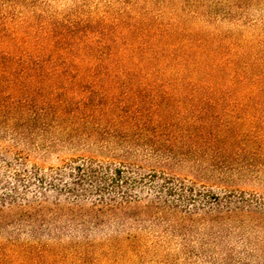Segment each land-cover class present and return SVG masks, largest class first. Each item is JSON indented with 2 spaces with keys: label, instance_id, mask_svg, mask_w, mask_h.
<instances>
[{
  "label": "rangeland",
  "instance_id": "obj_1",
  "mask_svg": "<svg viewBox=\"0 0 264 264\" xmlns=\"http://www.w3.org/2000/svg\"><path fill=\"white\" fill-rule=\"evenodd\" d=\"M261 67L264 0H0V264H264Z\"/></svg>",
  "mask_w": 264,
  "mask_h": 264
},
{
  "label": "trees",
  "instance_id": "obj_2",
  "mask_svg": "<svg viewBox=\"0 0 264 264\" xmlns=\"http://www.w3.org/2000/svg\"><path fill=\"white\" fill-rule=\"evenodd\" d=\"M257 76H259V77H257ZM252 79L254 80V85H255L254 88L262 89V91H264V80H263V83H259V79H264V67H261L260 71H259V75L258 74L255 75V77H252ZM259 102H260V104L264 103L263 100H260V101L258 100L257 104H259ZM73 170L78 174L77 176L81 180H83L82 179V173H83L82 171H84V170H89V172H91L92 175L94 176L93 168L91 166H87L86 164L75 165ZM113 171H114L113 175L118 176V175H120L121 167H116L115 169H113ZM64 187H66V185H64ZM58 190H61V188L59 187ZM68 192L70 194H73L74 196H77L78 190L76 188H71L70 190H68ZM81 195H83V194H81ZM124 196L126 199L132 198L128 193H125Z\"/></svg>",
  "mask_w": 264,
  "mask_h": 264
}]
</instances>
